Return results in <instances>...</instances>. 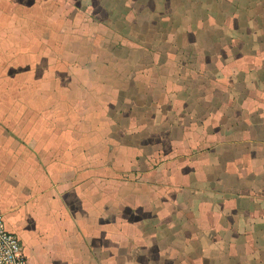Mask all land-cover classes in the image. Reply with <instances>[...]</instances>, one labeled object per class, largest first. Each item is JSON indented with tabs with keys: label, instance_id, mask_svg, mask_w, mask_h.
Wrapping results in <instances>:
<instances>
[{
	"label": "crops",
	"instance_id": "1",
	"mask_svg": "<svg viewBox=\"0 0 264 264\" xmlns=\"http://www.w3.org/2000/svg\"><path fill=\"white\" fill-rule=\"evenodd\" d=\"M0 212L29 264H264V0H0Z\"/></svg>",
	"mask_w": 264,
	"mask_h": 264
},
{
	"label": "built area",
	"instance_id": "2",
	"mask_svg": "<svg viewBox=\"0 0 264 264\" xmlns=\"http://www.w3.org/2000/svg\"><path fill=\"white\" fill-rule=\"evenodd\" d=\"M0 264H29L22 243L15 233L6 227L0 212Z\"/></svg>",
	"mask_w": 264,
	"mask_h": 264
}]
</instances>
